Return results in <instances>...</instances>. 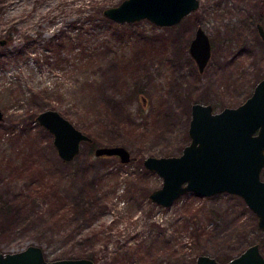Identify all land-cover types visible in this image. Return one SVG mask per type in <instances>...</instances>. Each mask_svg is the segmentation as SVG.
<instances>
[{
  "label": "rangeland",
  "instance_id": "374dc122",
  "mask_svg": "<svg viewBox=\"0 0 264 264\" xmlns=\"http://www.w3.org/2000/svg\"><path fill=\"white\" fill-rule=\"evenodd\" d=\"M92 1L0 2V40H6L0 44V178L11 182L2 189L33 193L34 183L19 171L36 165L55 182L59 205L85 201L90 216H72L46 235L44 220L35 216L0 250L39 245L48 260L86 250L99 258L96 264H196L201 254L226 262L254 243L264 254L258 217L240 196L189 192L170 207L159 206L149 196L163 179L144 166L149 156L182 154L190 143L193 103L215 111L237 107L264 78L257 28L264 27V0H199V8L174 26L147 19L92 22ZM198 26L212 42L203 72L189 52ZM84 54L90 58L78 63ZM48 109L93 139L70 163L36 121ZM105 146H124L131 160L96 156L95 149ZM91 183L98 192L88 194ZM33 204L38 214L47 211L43 199ZM92 232L97 235L81 240Z\"/></svg>",
  "mask_w": 264,
  "mask_h": 264
},
{
  "label": "water",
  "instance_id": "95a60500",
  "mask_svg": "<svg viewBox=\"0 0 264 264\" xmlns=\"http://www.w3.org/2000/svg\"><path fill=\"white\" fill-rule=\"evenodd\" d=\"M199 0H123L103 10L104 16L118 23H134L143 19L158 26H174L199 8ZM264 39V27L257 25ZM1 45L6 40H0ZM189 52L200 72L212 55V42L202 26H198ZM4 113L0 108V121ZM36 121L53 135V145L65 163L72 162L84 142L93 139L77 128L56 109L36 116ZM190 143L178 156H149L144 166L158 173L162 186L150 194L152 202L170 207L183 194L193 192L210 197L220 193L240 196L257 215L259 230L264 232V78L251 95L237 107L215 111L211 104L193 103L189 125ZM96 156H117L123 163L131 160L124 146L95 149ZM0 264H96L89 257L48 260L39 245H29L16 252L0 250ZM196 264H264L260 244L254 243L238 256L221 262L201 254Z\"/></svg>",
  "mask_w": 264,
  "mask_h": 264
},
{
  "label": "trees",
  "instance_id": "16d2710c",
  "mask_svg": "<svg viewBox=\"0 0 264 264\" xmlns=\"http://www.w3.org/2000/svg\"><path fill=\"white\" fill-rule=\"evenodd\" d=\"M97 1H92L91 3L93 12L90 14L89 19L92 22L97 20L111 22L112 20L103 14V10L107 7H105V5L98 6V4H96ZM0 2H3V0H0ZM89 58L90 54L81 55L78 57V63H83ZM20 174L23 178L29 179L31 183H34V192L18 193L13 190L2 189V187H8L11 182L5 180L4 177L0 178V244L9 238H12L18 230H24L31 226L38 216L44 220V227H41L44 235H46L48 230L55 229L56 225H59V223H65L67 219L70 220V217L72 216L85 214L86 218H90V216H88L89 210L86 207L85 201L82 204H80V202L77 205L72 204L73 206L59 205L58 202H60V200L59 198H56L58 197L56 184L53 182L52 178L47 176L44 169L39 168L36 165H32L30 167H23L21 171H19V175ZM95 184L96 183H91L87 185L86 190L88 194L95 191L98 192ZM36 198L43 199V202L47 204V211L42 210L39 214L34 211L33 200ZM35 216L37 217L35 218ZM91 234H85L84 238L81 240L89 241L92 236L95 237L97 235L96 232H92ZM44 239L46 243L51 244L52 240H47L46 238ZM83 241H78V244H81ZM89 256H91L90 258L95 260V262L99 259L97 256H94L86 250L76 251L74 249L63 252L59 258Z\"/></svg>",
  "mask_w": 264,
  "mask_h": 264
},
{
  "label": "flooded vegetation",
  "instance_id": "af4514ba",
  "mask_svg": "<svg viewBox=\"0 0 264 264\" xmlns=\"http://www.w3.org/2000/svg\"><path fill=\"white\" fill-rule=\"evenodd\" d=\"M264 169V168H263ZM263 172V171H262ZM262 178V177H261ZM264 180V179H263ZM257 216V215H256Z\"/></svg>",
  "mask_w": 264,
  "mask_h": 264
}]
</instances>
